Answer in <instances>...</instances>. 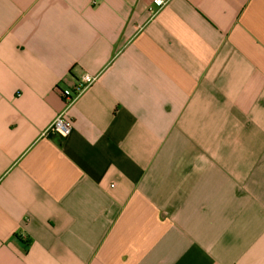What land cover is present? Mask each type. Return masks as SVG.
<instances>
[{"label": "crops", "instance_id": "1", "mask_svg": "<svg viewBox=\"0 0 264 264\" xmlns=\"http://www.w3.org/2000/svg\"><path fill=\"white\" fill-rule=\"evenodd\" d=\"M154 1L0 0V264H264V0Z\"/></svg>", "mask_w": 264, "mask_h": 264}, {"label": "built area", "instance_id": "2", "mask_svg": "<svg viewBox=\"0 0 264 264\" xmlns=\"http://www.w3.org/2000/svg\"><path fill=\"white\" fill-rule=\"evenodd\" d=\"M164 5L163 0H155L154 6L161 7ZM95 81V77L85 74L81 77L72 87L59 88L60 95L65 102L68 109L81 95V93ZM49 131L59 136L62 139L68 138L72 131L73 125L69 118L66 116V110L60 113L50 125Z\"/></svg>", "mask_w": 264, "mask_h": 264}]
</instances>
